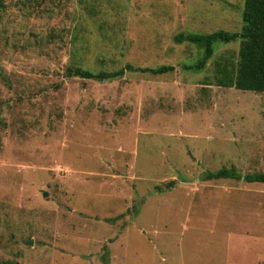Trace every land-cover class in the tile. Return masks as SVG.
Instances as JSON below:
<instances>
[{
  "label": "rangeland",
  "instance_id": "374dc122",
  "mask_svg": "<svg viewBox=\"0 0 264 264\" xmlns=\"http://www.w3.org/2000/svg\"><path fill=\"white\" fill-rule=\"evenodd\" d=\"M243 5L0 0V264H264V183L205 179L264 173V92L215 83L239 41H175Z\"/></svg>",
  "mask_w": 264,
  "mask_h": 264
},
{
  "label": "trees",
  "instance_id": "16d2710c",
  "mask_svg": "<svg viewBox=\"0 0 264 264\" xmlns=\"http://www.w3.org/2000/svg\"><path fill=\"white\" fill-rule=\"evenodd\" d=\"M175 41H187L202 49L201 57L193 65L184 66L185 69L194 71L202 70L212 58L215 43L239 41L235 68L230 69L227 64L221 66L216 73L215 83L219 87L235 88L240 91L264 92V0H244L242 26L238 32L218 30L210 34H180L175 37ZM125 69L160 75L172 72L174 67L134 69L127 65ZM125 69L93 72L74 66L66 68L65 73L67 77L107 80L122 75ZM205 179H235L237 181L243 179L247 183H264V173L247 174L241 177L234 168H222L206 174Z\"/></svg>",
  "mask_w": 264,
  "mask_h": 264
},
{
  "label": "water",
  "instance_id": "95a60500",
  "mask_svg": "<svg viewBox=\"0 0 264 264\" xmlns=\"http://www.w3.org/2000/svg\"><path fill=\"white\" fill-rule=\"evenodd\" d=\"M44 196H45V195H44ZM27 244H28V245H31V241H29Z\"/></svg>",
  "mask_w": 264,
  "mask_h": 264
}]
</instances>
